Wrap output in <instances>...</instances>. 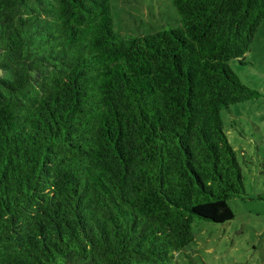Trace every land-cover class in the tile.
<instances>
[{
	"label": "trees",
	"instance_id": "16d2710c",
	"mask_svg": "<svg viewBox=\"0 0 264 264\" xmlns=\"http://www.w3.org/2000/svg\"><path fill=\"white\" fill-rule=\"evenodd\" d=\"M148 35L110 0H0V264H173L244 195L221 113L257 99L264 0H170ZM264 199V197H263Z\"/></svg>",
	"mask_w": 264,
	"mask_h": 264
},
{
	"label": "rangeland",
	"instance_id": "374dc122",
	"mask_svg": "<svg viewBox=\"0 0 264 264\" xmlns=\"http://www.w3.org/2000/svg\"><path fill=\"white\" fill-rule=\"evenodd\" d=\"M110 7L114 29L121 34L148 35L178 20L170 0H110ZM244 60L246 65H229L260 97L221 113L241 168L244 195L227 202L232 220L194 221L193 240L175 254L173 264H264V20Z\"/></svg>",
	"mask_w": 264,
	"mask_h": 264
}]
</instances>
